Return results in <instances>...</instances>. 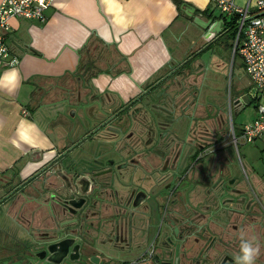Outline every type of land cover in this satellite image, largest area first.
I'll return each instance as SVG.
<instances>
[{
	"label": "crops",
	"instance_id": "0c3cea01",
	"mask_svg": "<svg viewBox=\"0 0 264 264\" xmlns=\"http://www.w3.org/2000/svg\"><path fill=\"white\" fill-rule=\"evenodd\" d=\"M234 1L243 7L257 3V0ZM192 7L205 20L212 19L211 14L213 17L221 13L214 0H54L45 11V22L11 20L10 28L2 33L19 63L0 65V77L16 69L20 82L13 91L0 86V179L4 181L0 194L11 189V179L39 175L38 169H44L46 164L50 166L47 174H59L57 163L75 144L76 129L68 125L66 114L76 116L77 106L92 109L97 95L105 98L106 105L102 108L108 112L123 108L151 87L149 90L159 97L156 108L171 111L172 106L164 101L175 94L174 80L182 78L183 83L189 84L194 74L187 77L188 69L194 66L197 77L203 69L199 59L190 67L186 64L194 52L188 45L194 41L190 32L196 24L194 16L186 13ZM204 31L207 41L218 34ZM190 97L192 89L184 90L177 108ZM262 102L263 99L259 101ZM255 110L254 117L244 124L256 118L257 107ZM44 176L40 175L41 180ZM254 180L264 199V176L254 174ZM36 186L30 204L37 213L34 225L40 227L43 182ZM254 212L256 222L258 212ZM118 214L124 216L123 210ZM142 218L135 213L134 224H141ZM255 229L263 231L264 225L258 227L257 222ZM139 236L138 232L133 244L126 241L113 244L116 249L111 255L118 261L145 257L144 249L136 243ZM111 246L100 245L105 250Z\"/></svg>",
	"mask_w": 264,
	"mask_h": 264
},
{
	"label": "flooded vegetation",
	"instance_id": "af4514ba",
	"mask_svg": "<svg viewBox=\"0 0 264 264\" xmlns=\"http://www.w3.org/2000/svg\"><path fill=\"white\" fill-rule=\"evenodd\" d=\"M180 81H183V79L181 78ZM188 83L190 84V82ZM150 88L151 87L146 88L147 93L145 95H142V93L141 97H136L138 99L135 98L129 101L123 108L115 110L114 112L105 111L104 115L108 116L102 117L101 113V122L96 126H91L88 132L83 133V139H88L87 141H91V144L86 148V154H83V148H80L76 159L80 160V158H83V155L90 153L94 154L95 157L89 159L93 161V165L83 160L80 161V164L75 168V171H81L80 174H78L79 172L75 174L78 175V181H80L78 183V194H73L68 191V197L62 198L61 190H63L62 188L66 189L69 184L67 180L69 176H71L66 170L69 159L65 160V158H67L65 156L60 163H57L58 168H60L59 174H47L46 171H49L50 166L46 164L44 165V169H42V167L38 169L39 171L41 170L39 175L32 174L25 179L15 181L11 179L9 182L11 183V189L8 192H4L2 195L0 194V264H47V260L36 262V259L49 257V248L44 243L50 241L54 237H60L63 227H60L59 231L57 228L61 223L79 218L86 209H88L91 219L95 218L91 216V214L96 213V210L98 211L100 208L101 213L105 214L106 208L104 204L98 205L95 210V207H92V203L88 202L97 189L95 185L96 179L107 178L113 182L119 176L123 177L122 180L128 183L125 184V186L129 187V191H127L126 194L131 203H127L126 201L123 202L125 207H130L131 214L128 216V220L132 214H134L133 204L136 200H140L141 202L137 205L136 209L140 210L142 208L141 214L139 215L145 218V221H142L141 224L135 227L133 225V227L128 230L132 231L136 228L133 230L132 234L131 232L130 234L124 235L120 233L116 234V232L110 233L111 227L108 223L99 225V223L94 222L92 223L93 227L86 229V231L90 236H98V241L101 245L111 244L112 246H114L113 244L117 243V241H126L127 244L129 242L133 244L134 236L139 232L140 236L137 238L136 243L139 245L140 249H144V255L146 256L137 257L133 260L124 261L121 259L118 261L119 259H109L97 253L94 257L96 262L99 264H235V257L238 256V253H226L223 255L214 254L213 249L220 245L218 241L221 240L220 233L214 232V229L221 230L220 222H213L215 224L212 227L213 223L210 224V221L199 224L193 220V216L202 218L207 214L215 213L213 212L214 203L211 205L205 202V204L201 205L202 207L200 206L196 209V205L189 201L190 198L187 200L188 202L184 200L185 205L180 198V201L173 204L175 207V209H172L173 216L171 213L168 214V212L163 217L158 216L160 210L157 201L158 197L172 193L177 201L180 197L179 192H181L182 198L187 199L185 196V188L190 186L186 184V181L188 179L193 180L195 168L208 166V163L207 161L205 162V157L201 156L202 150L204 149L203 147L206 146V144L202 143L196 145L191 142V148L187 154L182 155V152L175 148V153L170 152V154L164 155L163 157L161 155L162 147L160 148V144H162L161 137L162 135H167L168 132L164 134L160 128L164 127V130H166L168 127L165 126L166 123L156 120V118H159L157 116L159 111H155L154 109H152V114L154 115L153 123L148 126L147 131L142 133L143 137L138 133V136L134 137L135 133L130 127L135 123L136 118H134V114L140 111L141 103L146 99H151L153 108H155V105L159 102V97L154 94L152 90H149ZM94 105L102 108L103 102L102 100H97ZM190 106V101H185L183 109L187 112ZM132 108H134V110H132ZM122 114L123 116L120 117ZM125 114L131 116L133 119L130 125L128 124V119ZM186 115L188 114L186 113ZM118 119L120 121L122 120V123L127 127H115L112 125V123L118 121ZM104 130L110 131L112 135L118 133L125 135L128 137L126 139L131 142L123 140L118 143L115 142V140L104 139L102 135L108 133L104 132ZM177 132L176 135L182 138V133L180 135V131ZM102 140L121 145L120 149L122 150L121 154H123V158L119 156L118 158L114 157L113 154L115 151L109 147L102 148L100 151ZM216 140L220 142L223 138L218 136ZM184 142L186 141H182L181 143ZM132 149H134V153H132ZM124 150H128V152L124 154ZM141 150L143 152L140 153L139 151ZM146 150H149V152H146ZM136 155H140L141 158H136ZM202 163L204 164L201 165ZM161 164L164 170L169 172V177L171 178L163 184H146V180L156 179V175L159 173L158 166ZM61 166H63V168ZM149 167L151 168L149 169ZM119 170L123 172V174H121ZM208 171L205 176V178L207 177L206 183L209 181ZM51 172L53 171L51 170ZM98 173L99 179L97 177L95 178V176H97L95 174ZM43 174H45V176L41 180L40 175ZM42 182L44 188L43 204L41 207L43 210V222L40 227H36V225H34V219L37 213L35 210H32L33 204H30V201L32 203L30 196L34 193V189L35 192L38 189L36 188L38 187L36 184H42ZM1 184H4L2 179H0V185ZM141 185H146L147 188ZM131 186H133V188L130 190ZM151 186L154 187L152 188ZM33 187L35 188L33 189ZM88 190H90V192L87 193ZM151 192L154 194L157 193L156 196L154 195L156 197V203L158 204L156 212L152 210L153 203L147 202V198ZM208 192H211L210 189ZM94 196H96V194ZM110 200L113 203L116 202L115 196ZM71 202L74 205H72ZM79 203L82 205L78 206ZM211 207H213V211H211ZM2 209H4V211ZM126 211L127 210H125V212ZM5 217L10 218L16 225L3 223L2 221ZM188 223L190 226H187ZM190 227L191 230L188 231ZM70 229L78 232L84 230L81 228L80 223L71 225ZM188 237H191V240L187 245ZM178 240H181L183 243L182 246L179 245ZM249 241L253 243L252 238L249 239ZM77 242L80 243V241ZM253 246L255 247L254 244ZM74 255V264H80L77 262L79 252H75ZM162 255L164 256L162 257ZM53 257L59 259L62 255L56 254ZM146 257H149V260H146ZM256 263L260 264L258 261H256L255 264ZM261 263H264L263 259H261Z\"/></svg>",
	"mask_w": 264,
	"mask_h": 264
},
{
	"label": "rangeland",
	"instance_id": "374dc122",
	"mask_svg": "<svg viewBox=\"0 0 264 264\" xmlns=\"http://www.w3.org/2000/svg\"><path fill=\"white\" fill-rule=\"evenodd\" d=\"M194 27L192 33L190 32L194 41L192 45H188V47L192 48V50L190 49L191 51L199 50V47L203 49L209 43L204 29L197 24ZM219 41L214 42L210 49L204 51L199 59V63L203 64L200 75L198 77L196 76V69L189 72L188 77L192 74L194 76L192 81H190L193 84V89L192 97L189 99L191 106L187 112L183 109L185 103H182L183 105L177 108V105L181 102L179 100L180 94L183 91L177 93L173 98L165 99V104L172 106L173 109L171 111L170 108L166 111L160 109V107L153 108L152 100L146 99L141 103L140 111L134 114V118H136L135 123L130 128L135 133L134 137L138 136V134H141V137H143L142 133L147 131L148 126L154 121V115L152 114V109H154L155 111H159L157 114L159 118H156V120L166 123L165 126L168 127L166 130H164V127L160 128L162 133L166 134L168 132L167 135H162L161 137L162 144H160V148L162 147L161 155L163 157L164 155L170 154V152L173 153L175 148L182 152V155L187 154L191 148V142L196 145L199 143L206 144L203 147L204 149L202 148L201 156L205 157V162L207 161L208 166L195 168L193 180L188 179L186 181V184L190 186L185 188V196L187 199L182 198L181 192H179L180 197L177 201L172 193L159 196L157 200L160 207L158 216L163 217L167 212L172 215V209H175L173 204L180 201V198L184 205L185 201L190 198L189 201L196 205V209L202 204H205V202L211 205L214 203V211L212 210L213 207H211V211L215 213L207 214L202 218L193 216L194 222L199 224L206 223L207 221H210V224L220 222L221 230L214 229V232L220 233L221 235V240L218 241L220 245L213 249L214 254L238 253L239 255L241 238L245 240L254 238L258 243L253 239V244L259 247V255L256 257L255 262L258 261L262 264L261 259L264 260V230L260 231L255 228L257 227V222L258 227L259 224L264 225V199L256 186L254 174L260 177L264 176V138H258L254 142H246L243 138L238 137L237 141H235L232 134V128H234L233 116L236 125L240 126L256 114L254 105H249V103L255 97L257 89L246 71L243 58L240 55H236L235 58L231 49L224 48L223 44L230 43V41L226 37ZM178 83L179 80L176 81V84ZM82 86L85 87L86 85L82 83ZM176 89L178 91L177 87H173V92ZM97 96L96 100H105V98L99 97V95ZM103 105H106L104 101ZM244 105L245 108H243ZM76 109H78L76 116H73L71 113L66 114L68 125L76 129L74 145L77 146L75 150H72L68 159L72 157L76 158L80 148H83L77 145L83 139V131L87 129L86 132H88L91 126H96L101 122L102 117L108 116L102 114V117H100L102 113L101 109L95 105L90 110H87L85 107L81 109L78 106ZM126 118L130 125L133 122L132 117L126 115ZM112 125L115 127H127L119 119L113 122ZM176 130L180 131V135L182 133V138L176 135L178 133ZM104 132H108L102 135L104 139L115 140L118 143L123 140L130 141L126 139L128 138L127 136L121 135L120 133L112 135L110 131L104 130ZM69 133L70 130L66 134L67 137ZM218 136H221L223 140L220 142L216 140ZM182 141L186 142L181 143ZM236 143H238V146H236ZM90 144L91 141L85 143L84 146L87 147ZM120 146L116 143L102 140L100 151L102 148H112L116 152H114L113 156L118 158V156L122 157L123 155L121 154L122 150ZM127 152L128 150L123 151L124 154ZM139 152L141 153L143 151L141 150ZM146 152H149V150H146ZM132 153H134V149H132ZM82 157L90 161L89 159L94 158L95 155L90 153ZM135 157L141 158L140 155H136ZM158 167L159 173L156 175V179L146 180V184H163L171 178L169 177V172L162 167V164ZM207 171L209 177L208 183H206L207 177L205 178ZM120 173L123 174L121 171ZM122 178L119 176L114 180V185H116L114 186V195L118 196L120 203L125 201L131 203L126 194L129 191V187L125 186V184L128 183H125ZM133 186L130 187V190ZM141 186L147 188L146 185ZM151 187L153 188L154 186ZM62 189V198L68 197V190ZM209 189L211 191L210 193L208 192ZM150 194L147 202L153 203L152 210L156 212L158 209L155 197L157 193L154 194L151 192ZM124 207L125 205L123 204L121 209L127 220L131 211L129 206H126L125 209ZM2 210L4 211V209ZM125 210L127 211L125 212ZM254 211L258 212L256 222L253 221L255 217ZM142 221H145V218H142ZM2 222L16 225L8 217H5ZM214 224H212V227ZM187 226H190L189 223ZM189 230H191V227ZM257 234L258 236L255 238ZM190 240L191 237H188L187 245L190 243ZM261 240H263V244L260 243ZM178 242L182 246L183 243L181 240H178Z\"/></svg>",
	"mask_w": 264,
	"mask_h": 264
},
{
	"label": "water",
	"instance_id": "95a60500",
	"mask_svg": "<svg viewBox=\"0 0 264 264\" xmlns=\"http://www.w3.org/2000/svg\"><path fill=\"white\" fill-rule=\"evenodd\" d=\"M186 13L189 16H194V22L201 26L203 29H205L206 31H208V34H213V33H220L222 31V23L223 20H218V21H214L213 19H209V20H205L203 19L202 15L200 14H196L195 13V9L192 7L190 10H186ZM102 114H105V111L103 108H100ZM88 139L84 138L83 140H80V142L77 144L78 146L83 147L82 153L86 154V148L84 145L85 143H88L87 141ZM77 146L71 147L70 150H68L65 154V160H68L69 155L71 154V151L74 150ZM85 160L88 164L93 165V161H87L86 158H80V160L72 157L69 159L68 161V166H66V170L68 171V173L71 175L69 176V179L67 180V182H69L68 186L66 187V189L73 193V194H78L79 193V182L78 181V175L77 172H79L78 174L81 173V171H75V168L78 164H80V161ZM63 168V166H61ZM75 175V177H74ZM97 176H95V178L99 176L98 174H95ZM99 179V178H98ZM92 183V182H91ZM95 185H96V190L95 193L91 196V198L88 200V202L92 203V207H95V210L97 208L98 205L100 204H104L105 205V214L101 213V208L97 211L96 213L91 214V216H94L95 218H90V213H88V209L84 210V212L82 213V216H80L79 218H76L74 220L71 221H65L63 223L60 224V226L58 227L57 224V229L58 231L60 230V227H63V229L61 230V235L60 237H54L52 238L50 241L45 242L44 244L47 245V247L49 248V257H45V258H40V259H36V262H42L43 260H47V264H74V260H75V252H79V258L77 260V262H79L80 264H99L98 262L95 261V256L98 254H102L105 257L109 258V259H115L116 257H113L111 255V251L113 249H115V245L110 247L109 249L105 250L102 247H100L99 245L100 242L98 241V236L94 237V236H90L86 229H90L91 227H93L92 223H99V225H102L104 223H108L111 227V231L110 233H120V234H132L133 230H135L136 228H134L132 231H128L131 227L136 226L134 224L133 221V215L136 214H141V210L136 209L137 205L140 204V200H136L135 203L133 204V208H134V214H132V216L129 218H125V216H120L118 214V211L121 209V207L123 206V203L119 202V198L118 196L114 195V181L112 182L110 179H99L95 181ZM83 192V191H82ZM90 192V190L87 191V193ZM85 193V192H83ZM96 194V196H94ZM115 196L116 198V202H111V198ZM73 202V201H72ZM71 202L72 205H74ZM82 204L79 203L78 206H81ZM125 209V207H124ZM117 214H114L116 213ZM57 217V215H56ZM77 223L81 224V228L84 229L82 231H75L70 229L71 225H75ZM86 231V232H85ZM77 241H80V243H78ZM118 243V241H117ZM40 244V243H39ZM115 244V243H114ZM94 250V251H93ZM56 254H61L62 257H59V259H57L56 257H53Z\"/></svg>",
	"mask_w": 264,
	"mask_h": 264
},
{
	"label": "built area",
	"instance_id": "2783aa9c",
	"mask_svg": "<svg viewBox=\"0 0 264 264\" xmlns=\"http://www.w3.org/2000/svg\"><path fill=\"white\" fill-rule=\"evenodd\" d=\"M53 1L3 0L0 3V65L15 66L19 63L18 57L12 56L2 30H8L11 20L17 18L45 22V11ZM214 1L222 12L237 16L234 53L238 51L243 58L246 71L263 99V102L257 106L256 118L245 124L241 135L246 142H254L264 136V0H257L253 7L250 4L239 6L234 0ZM232 134L233 139L237 141L234 128Z\"/></svg>",
	"mask_w": 264,
	"mask_h": 264
},
{
	"label": "trees",
	"instance_id": "16d2710c",
	"mask_svg": "<svg viewBox=\"0 0 264 264\" xmlns=\"http://www.w3.org/2000/svg\"><path fill=\"white\" fill-rule=\"evenodd\" d=\"M211 18L212 19L219 18L220 20H223L224 27H223L222 31L220 33H218L213 39H211L209 41V43L203 49L201 48V49H199L197 51H194L187 58V61H186L187 63L186 64H189L188 65L189 67L192 64V62H194L197 59H200L201 56L203 55V52L206 51V50H208V49H210L211 45H213L214 42H218L219 40L221 41V39H223L224 37H226L230 41V43L228 42V43L223 44L224 48H229L234 53L235 39H236V36H237V16H235V15H228L227 13H224V12L221 11L220 14L215 15L213 17H212V14H211ZM234 55H235V58H236V55H239V52L236 51L234 53ZM199 64H201V63H199ZM87 66H88V63H87ZM81 68H82V66H81ZM193 69H194V66L192 68L190 67V69H188V71L190 72ZM182 72L183 71H181V73ZM189 72L187 73L188 75H189ZM188 75H187V77H188ZM172 86L173 87H177L179 91L181 90V92L184 91V90H186V89L187 90L193 89L192 82L190 84H185V83H183V81H179V83L176 84V81L174 80ZM174 93H175L174 96L178 93L177 89L174 91ZM174 96H172V97H174ZM261 99L262 98L260 96V93L257 91L256 96L252 99V101H250L249 105H254V107L256 108L259 105V101ZM232 119H233V126H234L235 135H236L237 138L238 137H241L242 132H243V127L245 126V124H242L240 126H237L236 123L234 122V116L232 117Z\"/></svg>",
	"mask_w": 264,
	"mask_h": 264
},
{
	"label": "clouds",
	"instance_id": "9594fccd",
	"mask_svg": "<svg viewBox=\"0 0 264 264\" xmlns=\"http://www.w3.org/2000/svg\"><path fill=\"white\" fill-rule=\"evenodd\" d=\"M13 63H15V61ZM19 82V72L16 69L0 77V86L7 87L9 91H13L18 86ZM258 255L259 247H254L251 241L241 238L240 254L235 257V264H255Z\"/></svg>",
	"mask_w": 264,
	"mask_h": 264
}]
</instances>
